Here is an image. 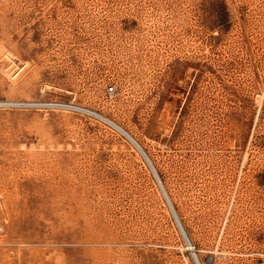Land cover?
I'll return each mask as SVG.
<instances>
[{
	"label": "rangeland",
	"instance_id": "obj_1",
	"mask_svg": "<svg viewBox=\"0 0 264 264\" xmlns=\"http://www.w3.org/2000/svg\"><path fill=\"white\" fill-rule=\"evenodd\" d=\"M0 264H264V0H0Z\"/></svg>",
	"mask_w": 264,
	"mask_h": 264
},
{
	"label": "bare ground",
	"instance_id": "obj_2",
	"mask_svg": "<svg viewBox=\"0 0 264 264\" xmlns=\"http://www.w3.org/2000/svg\"><path fill=\"white\" fill-rule=\"evenodd\" d=\"M80 108L100 116L101 118H103V120L105 119V121H107L110 125H112L116 129H118L121 133H123L137 147V149L141 152V154L145 157V159L147 160L149 165L152 167L153 173H154V175H155V177H156V179H157V181H158V183H159V185H160V187H161V189L163 191V194H164V196H165V198H166V200H167V202H168V204H169V206H170V208L172 210V213L175 216V219H176V221L178 223V226H179V228H180V230H181L186 242L188 243V246H190L191 242H190V238L188 236V233L185 230L182 222L179 219V216H178V214H177V212H176V210H175V208L173 206V202H172L169 194L167 193L165 186L163 185V183L159 179V174H158L157 168L154 166L151 158L149 157L147 152L144 150V148L141 146V144L137 141V139L132 134H130L124 127H122L120 124H118L114 120L106 117L105 115H101V114H99V113H97V112H95L93 110H89V109H86V108H83V107H80ZM190 248L193 249L192 246H190Z\"/></svg>",
	"mask_w": 264,
	"mask_h": 264
},
{
	"label": "built area",
	"instance_id": "obj_3",
	"mask_svg": "<svg viewBox=\"0 0 264 264\" xmlns=\"http://www.w3.org/2000/svg\"><path fill=\"white\" fill-rule=\"evenodd\" d=\"M109 90H110V91H113V90H114V87H113V86H111V87L109 88Z\"/></svg>",
	"mask_w": 264,
	"mask_h": 264
}]
</instances>
